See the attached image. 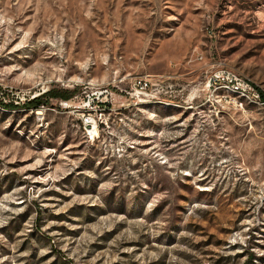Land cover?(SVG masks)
I'll use <instances>...</instances> for the list:
<instances>
[{
  "label": "rangeland",
  "instance_id": "obj_1",
  "mask_svg": "<svg viewBox=\"0 0 264 264\" xmlns=\"http://www.w3.org/2000/svg\"><path fill=\"white\" fill-rule=\"evenodd\" d=\"M0 264H264V0H0Z\"/></svg>",
  "mask_w": 264,
  "mask_h": 264
},
{
  "label": "built area",
  "instance_id": "obj_2",
  "mask_svg": "<svg viewBox=\"0 0 264 264\" xmlns=\"http://www.w3.org/2000/svg\"><path fill=\"white\" fill-rule=\"evenodd\" d=\"M163 79L150 75L123 78L119 84L99 86L83 99L81 125L87 138L95 141L101 129L107 127L110 115L116 111L118 102L139 105L141 99H158L163 94ZM126 101V104L124 103Z\"/></svg>",
  "mask_w": 264,
  "mask_h": 264
},
{
  "label": "trees",
  "instance_id": "obj_3",
  "mask_svg": "<svg viewBox=\"0 0 264 264\" xmlns=\"http://www.w3.org/2000/svg\"><path fill=\"white\" fill-rule=\"evenodd\" d=\"M51 95H53L54 97H63L66 99H70V94L68 92H64V93H56V92H52Z\"/></svg>",
  "mask_w": 264,
  "mask_h": 264
},
{
  "label": "bare ground",
  "instance_id": "obj_4",
  "mask_svg": "<svg viewBox=\"0 0 264 264\" xmlns=\"http://www.w3.org/2000/svg\"><path fill=\"white\" fill-rule=\"evenodd\" d=\"M149 102H151V99H141L139 104H147ZM38 115H42V113L38 112Z\"/></svg>",
  "mask_w": 264,
  "mask_h": 264
}]
</instances>
